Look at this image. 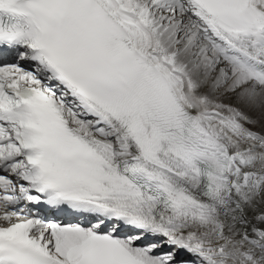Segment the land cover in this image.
<instances>
[{"label": "snow or ice", "instance_id": "obj_1", "mask_svg": "<svg viewBox=\"0 0 264 264\" xmlns=\"http://www.w3.org/2000/svg\"><path fill=\"white\" fill-rule=\"evenodd\" d=\"M0 264H264V0H0Z\"/></svg>", "mask_w": 264, "mask_h": 264}]
</instances>
